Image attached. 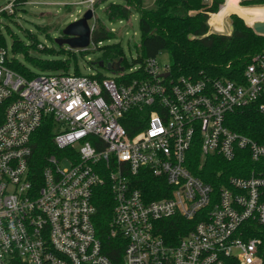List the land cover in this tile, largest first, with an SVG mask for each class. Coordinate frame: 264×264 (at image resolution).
<instances>
[{
    "label": "built area",
    "instance_id": "1",
    "mask_svg": "<svg viewBox=\"0 0 264 264\" xmlns=\"http://www.w3.org/2000/svg\"><path fill=\"white\" fill-rule=\"evenodd\" d=\"M210 19L212 32H225ZM8 55L0 48V264H113L94 223L95 194L106 183L121 264H264L256 236L264 176L244 165L250 176L230 177L216 191L192 172L210 157L264 161V145L226 125L246 107L264 114V53L241 82L173 77L156 58L121 63L107 78L26 79L8 67ZM47 122L55 153L39 172L33 138Z\"/></svg>",
    "mask_w": 264,
    "mask_h": 264
},
{
    "label": "trees",
    "instance_id": "2",
    "mask_svg": "<svg viewBox=\"0 0 264 264\" xmlns=\"http://www.w3.org/2000/svg\"><path fill=\"white\" fill-rule=\"evenodd\" d=\"M102 1L98 0L94 7H97ZM121 1L123 4H111L105 10V14L111 22L129 21L134 13L139 14L141 43L138 55L140 56L134 61L135 65H143L147 60L156 58L160 53L166 51L170 55V71L173 77H185L192 80L226 78L241 82L246 65L256 55L264 53V36L255 33L250 26L255 22H264V6H259L264 5V0H242L240 2L242 7L233 5L230 0H227L226 4V0H213L211 4H206L203 0H156L154 9H146L143 0ZM221 6L223 8L220 11ZM226 13L227 15L236 13L241 17L237 15L230 17L232 32L230 34L212 32L208 23L210 15L213 14L210 19L211 26L221 31L223 27L218 25L215 18L218 15L225 18ZM114 39H116L115 32L107 29L103 23L96 26L92 32L91 40L92 45L96 48L95 51L101 52V57L94 62V65L106 68L108 64L119 61H122V66L125 65V53L120 44L99 47L101 43ZM6 46V42L0 36V48L6 49ZM28 48H31L30 45L14 40L10 53L23 56L38 70L53 68L70 72L71 59L67 58V55L74 56L71 55V50L70 53H66L60 46L61 54L50 59H42L31 58ZM79 52L86 54L90 51ZM8 67L26 79H33L36 75L16 58L8 62ZM74 73L81 75L77 67L74 69ZM127 78H137V74H131ZM226 125L232 131L264 145V114L258 110V105L228 114ZM53 136L52 125L47 122L33 138L34 160L39 166V172L44 166L45 159L55 153ZM244 165L249 169L254 168L256 175L264 176V161L250 163L237 159L228 162L221 157L208 158L202 169H200V162L199 164L197 162V168L192 172L195 176L213 185L218 191L222 186L227 185L230 177L250 176L252 173L241 171L240 168ZM152 184L149 182L148 187H153ZM166 190L168 191V187ZM94 203L97 208L94 223L102 241L104 253L112 260L113 264H121L124 252L123 239L110 237L114 215V196L109 183L96 191ZM256 236L261 240L260 254L264 261V225L257 227Z\"/></svg>",
    "mask_w": 264,
    "mask_h": 264
},
{
    "label": "rangeland",
    "instance_id": "3",
    "mask_svg": "<svg viewBox=\"0 0 264 264\" xmlns=\"http://www.w3.org/2000/svg\"><path fill=\"white\" fill-rule=\"evenodd\" d=\"M85 1L87 0H0V36L6 42L7 46L5 50L10 54L8 55L10 60L12 61L13 58H16L36 74L65 72L64 70L53 68L46 70L34 68L23 56L12 55V53H10L11 44L16 40L20 43L30 45L31 48H28V51L31 58L50 59L53 56L61 54V48L56 43V40L63 39L62 33L65 28L71 23L80 20L84 13L87 12L90 5L83 4ZM155 1L156 0H143L144 7L146 9H154L156 7ZM97 2L98 0H96L95 4ZM111 4H123V1L103 0L97 7L93 6L91 9L94 11V19L89 22V25L92 32L96 26L98 27L101 23H103L107 29L115 32L116 39L101 43L99 47L120 44L125 53L124 67L129 69L135 65L134 61L140 56L138 55L141 43L139 14L134 13L129 21L111 22L105 14V10ZM15 5L16 7H14ZM240 7L242 6L240 5ZM231 14L232 15H229L224 22V26L226 27L228 26L227 22L231 24L230 17L237 15L236 13ZM215 20L220 27H223L224 17L222 15H218ZM224 31L225 32L222 31L220 33L228 34L226 29ZM62 47L66 53H70L71 49L67 45H63ZM87 50L90 52L86 53L83 51V53L86 54H81L78 50H71V55H74L73 57L65 54L67 58L71 59L70 72L73 73L74 69L77 67L83 75H99L105 78L111 77L112 73L109 70L94 65V62L101 57V52L99 50L95 51L96 48L92 45H90ZM156 61L161 70L164 71L165 68L170 65V55L166 51L162 52L156 57ZM68 165L67 162L63 163V166Z\"/></svg>",
    "mask_w": 264,
    "mask_h": 264
},
{
    "label": "water",
    "instance_id": "4",
    "mask_svg": "<svg viewBox=\"0 0 264 264\" xmlns=\"http://www.w3.org/2000/svg\"><path fill=\"white\" fill-rule=\"evenodd\" d=\"M94 19V11L92 9H88L87 12L84 13L83 17L68 25L63 31V35L67 38L57 39L56 43L59 46L67 45L71 50H80L85 51L88 49L90 45H92V29L89 25V22ZM255 33L264 36V22L259 21L253 23L251 25ZM233 28H231V31ZM122 61L108 64L106 69L110 72H120L123 71V67H121ZM166 77L169 74L164 75Z\"/></svg>",
    "mask_w": 264,
    "mask_h": 264
},
{
    "label": "crops",
    "instance_id": "5",
    "mask_svg": "<svg viewBox=\"0 0 264 264\" xmlns=\"http://www.w3.org/2000/svg\"><path fill=\"white\" fill-rule=\"evenodd\" d=\"M242 0H232L231 2H232V4L233 5H236V6H238V7H240V2H241ZM227 2V1H226ZM229 15H232V14H228L226 17H225V19H224V22H225V20L227 19V17L229 16ZM223 22V29L225 30H227V32H228V34H230L232 31H231V28H232V26H231V24H229V22H227L228 23V26L226 27V26H224V23ZM227 34V33H226Z\"/></svg>",
    "mask_w": 264,
    "mask_h": 264
},
{
    "label": "flooded vegetation",
    "instance_id": "6",
    "mask_svg": "<svg viewBox=\"0 0 264 264\" xmlns=\"http://www.w3.org/2000/svg\"><path fill=\"white\" fill-rule=\"evenodd\" d=\"M63 38H67V37H65V36L63 35Z\"/></svg>",
    "mask_w": 264,
    "mask_h": 264
}]
</instances>
